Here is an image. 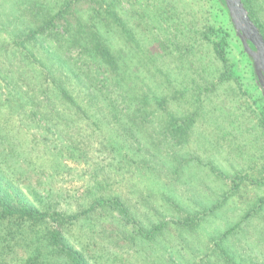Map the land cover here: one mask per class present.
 Masks as SVG:
<instances>
[{
	"label": "trees",
	"instance_id": "trees-1",
	"mask_svg": "<svg viewBox=\"0 0 264 264\" xmlns=\"http://www.w3.org/2000/svg\"><path fill=\"white\" fill-rule=\"evenodd\" d=\"M241 1L264 38L253 0ZM133 3L140 4L143 29L174 45L171 53L190 57L179 55L178 84L160 87L161 74L152 76L159 72L150 65L153 54L139 47L127 15ZM213 3L225 27L176 16L171 0H0V264H93L102 251L120 262L116 249L127 248L120 242L137 253L153 249L142 259L147 264H246L229 235L263 212L264 195L246 198L251 175L234 173L213 204L202 202L206 187L197 180L193 191L186 188L188 197L175 190L194 181L193 168L214 171L187 148L211 98L223 89L240 98L239 110L248 106L231 57L232 22L224 1ZM240 55L257 92L242 44ZM134 57L144 58L138 71L129 63ZM144 71L153 78L147 84ZM252 99L264 142L261 90ZM31 158L44 161L36 166ZM71 164L82 168L79 174L90 171L81 189L52 187ZM38 171L47 186L30 182ZM254 184L264 186V176ZM235 196L243 199L239 220L206 235L211 218Z\"/></svg>",
	"mask_w": 264,
	"mask_h": 264
},
{
	"label": "rangeland",
	"instance_id": "rangeland-1",
	"mask_svg": "<svg viewBox=\"0 0 264 264\" xmlns=\"http://www.w3.org/2000/svg\"><path fill=\"white\" fill-rule=\"evenodd\" d=\"M129 3L132 2L130 1ZM253 3L257 9L258 18L261 22H264V0H253ZM133 4L134 5L126 6L127 15L130 18V25L136 29V42L139 47L153 54L152 59L148 60L150 61V65L159 69V72H152V76L154 79H159L161 74L160 81L163 82L160 87H162V84L167 80L171 81V85L178 84L181 76L178 72L174 75L173 70L177 71L176 67L180 65L181 60L179 59V55L184 57L185 60H188L187 57H190L183 51H181L180 54H178V52L171 53V49L175 48L174 45L164 43L161 34L160 36H155L157 31L152 30L150 26H148L147 29H143L141 26L143 20L139 19L141 13L140 4ZM171 7L176 16L179 15L180 18H185V20L195 18L196 24H198L199 21V25L201 21H203V18L208 20V25H214L217 28L225 27L227 25V18L216 12L217 9L214 7L213 0H171ZM3 12L5 11L3 10ZM0 14L3 13L0 12ZM160 42H163L162 47H165L164 49L160 46ZM230 48L231 57L236 60L237 66L242 72V83L243 85H246V91L245 93H242L240 97L242 100H247L248 106L243 105L244 111L239 110L237 104L238 99L240 98L237 96L232 98L229 91L223 93V89L221 92L217 93V96L211 98V103L208 105L205 120H199V124L202 123V130L196 131V134L187 148L190 157L193 158L195 162L198 161L201 164L209 163V165L214 168V171L209 172L207 169L198 170L193 168L194 170L191 173L189 172L188 175L190 178L194 179V181L186 183L182 182L180 186H182L184 192L178 187L175 188L176 194L181 193L184 197H188L186 194V188H190V190L193 191L194 188L192 187L198 185V183H196L197 180L200 184L203 183L204 187H206L205 192L202 193L206 197V201L204 200L202 202L208 201L211 204L214 203L216 198L221 197L222 194L228 192L230 188L229 179L232 175L244 171L245 174L251 175V180L248 178L245 180L248 184V187L246 186V198L255 195L257 198V196L260 197L264 195V186H256L254 184L255 178L257 179L264 176V152L262 150L264 142L260 138L258 129L255 127V115L254 113L251 114V111H257L255 109L256 107L252 95L258 93L260 89L258 87L257 92L255 91L252 84H254L255 87L256 84L254 79H251V72L249 73L243 69L244 62L240 55L241 43L235 30L231 33ZM140 58L141 57H134L129 61L137 71L141 68L144 59L143 57L142 59ZM191 62V66L194 65L193 68H197L196 59ZM205 64H208L213 68L209 62L205 61ZM143 76L145 77L146 84L148 80L153 79L146 71L143 72ZM247 84L249 85L247 86ZM247 87L251 93L247 91ZM182 108H184V104H182ZM174 109H176L177 112L181 110L178 106ZM234 119L235 121H232ZM43 159L44 158H31L30 161L32 163L33 161L38 160L36 166H41L44 161ZM71 168L72 170L68 172L69 174L66 173L52 182V187L61 189L79 187L81 189V186H83L85 181L89 179L90 171L84 174H79L78 171L82 169L81 167H76L75 164H71ZM34 173L35 174L29 175L31 176L30 182L35 186L43 183L46 184L45 179L49 180L48 177L40 174L39 171ZM242 200L243 199H239V196H235L231 200H228L227 203L225 202L224 207L220 210V215L218 214L214 219L211 218L209 229L205 230L204 233L206 235L208 233L209 236H214L217 230L222 232L236 223L239 220L238 214L241 211L240 208L243 206L241 203ZM107 229L109 231L113 230L112 234H114V236L116 235L114 232L115 228L108 226ZM206 235L202 234L201 237L206 239L208 237ZM229 238L235 251H237V253L243 258L244 263L264 264V208L261 216L250 222V225L247 227L242 228L240 233L230 234ZM198 239H200V237ZM96 244L97 243L92 246H95ZM104 244L105 242L101 244V247H103ZM119 244H121L120 246L127 247L120 248V250L116 249L121 256L122 261H113L107 256L105 251H102V257L97 259L98 261H95L96 263L93 262V264H147L142 261V259L143 257L150 258L147 251H153V249L150 250L147 246H144L146 249L137 253V251L134 252V250L128 248L129 246L126 243L120 242ZM196 245L198 247L201 246L200 244ZM150 253L154 256L153 258L156 257L155 255L157 253ZM202 255L203 254H199L197 257H202ZM186 258L187 256L185 259ZM173 260L174 262H179V260L175 258H173ZM157 264H162V261H158Z\"/></svg>",
	"mask_w": 264,
	"mask_h": 264
},
{
	"label": "water",
	"instance_id": "water-1",
	"mask_svg": "<svg viewBox=\"0 0 264 264\" xmlns=\"http://www.w3.org/2000/svg\"><path fill=\"white\" fill-rule=\"evenodd\" d=\"M223 1L243 50L252 61L254 73L264 97V38L250 19L241 0Z\"/></svg>",
	"mask_w": 264,
	"mask_h": 264
}]
</instances>
